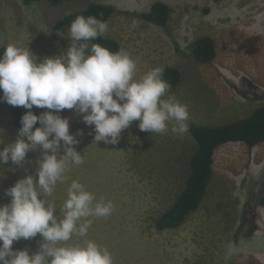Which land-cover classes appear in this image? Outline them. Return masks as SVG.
Masks as SVG:
<instances>
[{"label": "rangeland", "instance_id": "obj_1", "mask_svg": "<svg viewBox=\"0 0 264 264\" xmlns=\"http://www.w3.org/2000/svg\"><path fill=\"white\" fill-rule=\"evenodd\" d=\"M162 1L171 7L168 26L142 17ZM112 5L116 14L108 21L107 36L137 59V78L151 68L177 67L181 81L171 87L188 107L189 122L217 125L245 117L264 104V0H64L58 4L0 0V49L8 44L30 48L37 62L58 56L70 45L69 27L54 28L65 15L90 3ZM259 18V20H258ZM133 25H135L133 27ZM211 37L217 50L214 61L200 63L192 54L194 41ZM0 90V96H2ZM70 133L84 163L67 173L49 199L57 215L72 180L114 204L108 217L91 218L84 238L107 247L113 264H264V206L251 198L264 176V143L249 147L241 142L221 146L215 155L214 174L199 209L174 229L158 230L156 220L185 187L196 144L189 133L178 136L140 131L134 121L122 131L117 144L94 141L88 126L74 110L64 109ZM8 103L0 101V149L17 138ZM40 151L27 153L23 165H0V204L10 202L5 192L25 175L36 174ZM40 234L20 239L13 249L39 247ZM232 243L235 252L227 254Z\"/></svg>", "mask_w": 264, "mask_h": 264}, {"label": "clouds", "instance_id": "obj_2", "mask_svg": "<svg viewBox=\"0 0 264 264\" xmlns=\"http://www.w3.org/2000/svg\"><path fill=\"white\" fill-rule=\"evenodd\" d=\"M108 30L106 21L78 15L68 29L70 45L61 55L37 62L29 47L15 44H8L0 55V101L29 109L15 141L0 149V165H23L27 153L40 151L35 176L17 180L5 192L10 202L0 204V264H113L110 250L93 240L68 242L73 236L86 237L91 218L110 216L114 204L97 199L79 180L70 182L58 215L55 201L49 199L57 184L68 180L71 168L84 163L75 147L83 132L70 133L69 118L60 115L64 109L94 125L96 143L117 144L134 121H139L140 131L156 134H166L169 122L173 134L189 131L188 107L168 95L171 85L163 78V67L137 78V59L127 50L113 52L89 43ZM258 34L264 35V24ZM33 106L47 110L37 115ZM37 234L42 239L36 251L13 249L15 241ZM234 252L229 243L227 254Z\"/></svg>", "mask_w": 264, "mask_h": 264}, {"label": "trees", "instance_id": "obj_3", "mask_svg": "<svg viewBox=\"0 0 264 264\" xmlns=\"http://www.w3.org/2000/svg\"><path fill=\"white\" fill-rule=\"evenodd\" d=\"M43 0H24L26 4H32ZM58 4L64 0H45ZM117 9L112 5L97 2L90 3L85 9L65 15L59 19L54 28L57 30L69 27L71 22L78 16H95L102 21H108L116 14ZM171 7L162 1L155 2L150 11L143 13L142 17L159 26L166 27L170 21ZM91 43H100L110 51L116 52L122 48L121 43L114 37L105 35ZM5 48L0 49V55ZM192 54L200 63L208 64L217 56L216 44L209 36L197 38L192 45ZM163 78L174 87L181 81V71L177 67L164 68ZM9 105V104H8ZM47 109L33 106L31 111L39 115ZM9 111L14 126L20 128L21 117L29 111L23 106L14 107L9 105ZM189 133L195 140L196 149L190 159V172L185 187L178 195L173 204L156 220L158 230L174 229L183 225L191 214L199 209L204 201L214 174L215 155L217 150L228 143L241 142L249 147H255L264 143V104L254 108L245 117L231 122L217 125H203L189 122ZM251 198L256 197V205L264 206V176L252 192Z\"/></svg>", "mask_w": 264, "mask_h": 264}]
</instances>
